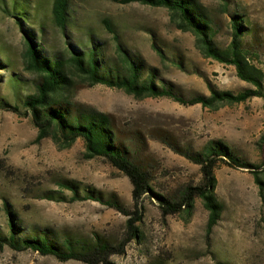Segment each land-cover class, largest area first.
Segmentation results:
<instances>
[{"label":"rangeland","instance_id":"1","mask_svg":"<svg viewBox=\"0 0 264 264\" xmlns=\"http://www.w3.org/2000/svg\"><path fill=\"white\" fill-rule=\"evenodd\" d=\"M23 1L26 21L17 19L13 0H0V103L19 110L0 111V239L7 240L14 229L18 241L99 239L123 245L107 264H264V192L251 174L259 173L264 184L261 99L209 110L166 98L136 99L104 86L90 88L70 74L73 84L60 102L109 116L128 156L148 175L150 192L137 206L141 220L135 224L138 237L131 240L127 221L136 209L128 179L104 159H86L82 140L68 148L50 138L36 142L37 130L23 102L34 95L38 78L25 70L24 53L28 39L48 59L95 49L112 67L117 63L116 42L103 25L107 21L143 77L151 72L157 85L166 84L185 100L208 97L210 89L238 94L252 86L241 82L232 66L203 58L194 37L178 31L165 9L113 0H68L69 21L60 30L51 17L53 0ZM194 1L213 23L219 47L230 42L234 16L249 24L256 40L252 62L264 75V0ZM211 143L222 144L258 170L217 164L214 194L221 215L207 234L208 212L200 199L194 200L190 215L162 217L156 198L174 200L186 188L198 187L200 168L176 150L201 154ZM109 200L123 213L105 206ZM0 264L79 263L3 245Z\"/></svg>","mask_w":264,"mask_h":264},{"label":"trees","instance_id":"2","mask_svg":"<svg viewBox=\"0 0 264 264\" xmlns=\"http://www.w3.org/2000/svg\"><path fill=\"white\" fill-rule=\"evenodd\" d=\"M120 5L140 4L150 8L168 11L170 21L175 28L183 33L191 34L195 39V47L205 59L218 64L232 66L237 78L252 86L238 94L220 92L210 89L208 97L196 96L185 100L175 94L166 84L157 85L151 72L143 77L140 67L117 43V37L109 22L104 21L106 31L113 35L116 42V64L107 66L98 57L95 49L87 52H69L67 57H43L41 50L30 40L26 43L24 53L25 70L38 78L35 93L23 102L26 114L30 115L37 130L36 142L50 138L55 144L64 148L70 147L77 140H82L86 159H104L112 168L126 177L132 187V202L135 207L133 218L127 221L129 238L138 237L135 224L140 222L137 206L141 198L150 192L146 172L128 156L123 145L114 132L109 116L91 109L74 107L69 103L60 102L73 84L70 74L88 83V87L104 86L119 90L136 99L166 98L182 106L200 105L204 109L216 110L220 106H232L245 103L251 99H261L264 103V75L252 62L255 54L256 40L252 36L249 24L234 16L231 21L230 42L226 47L216 44V31L213 23L202 12L194 0H113ZM27 2L13 0L14 9H19L16 17L19 21L28 20L24 10ZM21 7V8H19ZM53 24L64 30L69 21L68 0H53L51 7ZM249 36H252L250 41ZM159 52V51H158ZM162 57V55H160ZM1 67V66H0ZM0 111L18 113L16 107L0 103ZM264 142V136L262 137ZM190 163L200 168L202 182L198 187L186 188L178 198L165 200L156 198L162 217L173 216L185 212L190 215L194 200L200 199L208 212L207 234L217 225L221 215V205L217 202L214 191L216 181L214 169L223 163L235 170H258V167L240 162L228 149L220 143H211L201 154H193L189 150H176ZM261 192L264 184L256 171L252 172ZM94 198L87 195L85 198ZM51 200H61L52 199ZM90 200V199H88ZM99 202L100 200L97 199ZM105 206L122 212L117 202L106 201ZM13 229V228H12ZM15 230L8 239H0V248L8 245L17 252L32 251L43 257H52L59 262L74 261L79 264H107L112 256L120 254L123 245L114 247L104 240L77 241L65 239L60 243H50L45 239L30 237L16 240Z\"/></svg>","mask_w":264,"mask_h":264}]
</instances>
